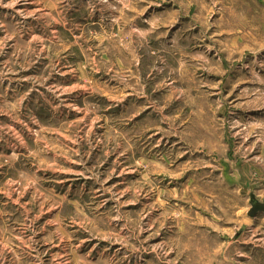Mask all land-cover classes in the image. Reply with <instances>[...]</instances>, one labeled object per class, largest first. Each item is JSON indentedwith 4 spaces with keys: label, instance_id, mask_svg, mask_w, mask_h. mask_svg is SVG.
I'll list each match as a JSON object with an SVG mask.
<instances>
[{
    "label": "rangeland",
    "instance_id": "374dc122",
    "mask_svg": "<svg viewBox=\"0 0 264 264\" xmlns=\"http://www.w3.org/2000/svg\"><path fill=\"white\" fill-rule=\"evenodd\" d=\"M264 0H0V264H264Z\"/></svg>",
    "mask_w": 264,
    "mask_h": 264
},
{
    "label": "water",
    "instance_id": "95a60500",
    "mask_svg": "<svg viewBox=\"0 0 264 264\" xmlns=\"http://www.w3.org/2000/svg\"><path fill=\"white\" fill-rule=\"evenodd\" d=\"M248 197L250 200V211L248 213V216L250 218H253L258 213L264 215V200L261 202L256 200L253 194L250 192L248 193Z\"/></svg>",
    "mask_w": 264,
    "mask_h": 264
},
{
    "label": "bare ground",
    "instance_id": "6f19581e",
    "mask_svg": "<svg viewBox=\"0 0 264 264\" xmlns=\"http://www.w3.org/2000/svg\"><path fill=\"white\" fill-rule=\"evenodd\" d=\"M255 198V197H254ZM256 199V198H255Z\"/></svg>",
    "mask_w": 264,
    "mask_h": 264
}]
</instances>
